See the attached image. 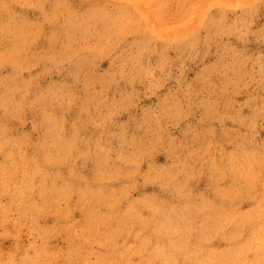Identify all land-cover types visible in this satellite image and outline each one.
Listing matches in <instances>:
<instances>
[{
  "label": "rangeland",
  "instance_id": "1",
  "mask_svg": "<svg viewBox=\"0 0 264 264\" xmlns=\"http://www.w3.org/2000/svg\"><path fill=\"white\" fill-rule=\"evenodd\" d=\"M0 264H264V0H0Z\"/></svg>",
  "mask_w": 264,
  "mask_h": 264
},
{
  "label": "bare ground",
  "instance_id": "2",
  "mask_svg": "<svg viewBox=\"0 0 264 264\" xmlns=\"http://www.w3.org/2000/svg\"><path fill=\"white\" fill-rule=\"evenodd\" d=\"M99 222V221H98Z\"/></svg>",
  "mask_w": 264,
  "mask_h": 264
}]
</instances>
